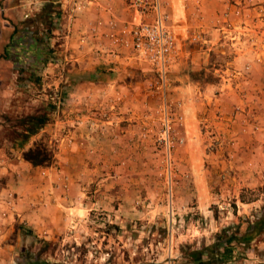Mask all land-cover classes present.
<instances>
[{
    "label": "rangeland",
    "instance_id": "rangeland-1",
    "mask_svg": "<svg viewBox=\"0 0 264 264\" xmlns=\"http://www.w3.org/2000/svg\"><path fill=\"white\" fill-rule=\"evenodd\" d=\"M51 1L0 0V167L6 161L15 168L39 141L54 154L24 190L10 192L0 264H178L184 245L211 244L264 207V0H191V23L171 19L179 55L191 56L181 71L172 65L173 75L196 85L184 92L171 85V73L161 89L158 75L106 32L96 44L79 43L76 12L63 0L53 8L62 14L44 51L38 56L22 44L5 58L16 28V40L27 46L46 33L44 26L36 34L40 23L30 20ZM82 83L114 87L76 91ZM191 97L199 108L194 120L187 115ZM249 104L257 107L250 160L238 157L234 125ZM42 114L48 125L22 144L23 120ZM48 182L57 211H41ZM244 190L259 201L242 203ZM242 253L237 249L240 259L229 264H264V241Z\"/></svg>",
    "mask_w": 264,
    "mask_h": 264
},
{
    "label": "crops",
    "instance_id": "crops-1",
    "mask_svg": "<svg viewBox=\"0 0 264 264\" xmlns=\"http://www.w3.org/2000/svg\"><path fill=\"white\" fill-rule=\"evenodd\" d=\"M208 1V0H207ZM218 2L219 0H210V2ZM63 7L65 8H70L76 12L74 28L76 30V33L78 34V39L79 43L84 41V42H92L93 44H96L101 37L103 36V32L109 33L111 32V21L116 22V27L118 29H124L126 26L129 25L131 21L134 19V12L131 11L130 6L128 1L126 0H63ZM163 9L167 11L168 13L171 14V17L175 21H179L181 23H191L193 21V16H192V5L191 0H161ZM215 4V3H214ZM173 25V23H172ZM80 29H83L82 31L85 30L87 33L86 36H84V33L80 31ZM105 39V38H104ZM97 49V48H96ZM193 56V61L196 60V57ZM190 54L183 56L182 53L179 55L177 60L175 61V73L177 71H181L178 69V66H181V63L184 58H190ZM92 60V59H91ZM177 63V64H176ZM171 74H172V68H171ZM94 75H98V72L94 73ZM182 76V73L179 75H171V82H172V77H173V83L171 84L174 86L176 89L180 91H185L186 88L189 89H194L196 87L195 83L192 82L191 80H186ZM175 78V79H174ZM181 81L178 83L177 81ZM111 89L114 87L113 83L105 84V85H100V84H78L75 89L76 91H83L86 89H92L94 88L95 90H100L102 88ZM191 104H189V108L187 111V115L194 120L195 117L199 116L198 115V105L197 101L195 100L194 97H191ZM83 102V101H82ZM194 103V104H193ZM250 109L248 112L244 108V106H240V112L237 113V118L235 120V126L237 128L236 131V136H237V141H236V152L238 154V157L242 156L241 158L245 159L247 156L250 160L251 156L255 152L256 148V142L254 136L255 133L253 132L257 126V111L254 110L257 109L256 105L254 104H249ZM188 107V104H187ZM234 120V118H233ZM236 154V155H237ZM20 163L16 165L15 168L8 166V163L4 162L3 167H0V175L1 178H6L7 183L3 184L0 183V241L3 238V235L6 233L7 226L3 228L1 224H9V221L11 219V214L13 212H8L7 214V208L5 206V203L3 202L4 199L7 197L8 193L11 191H16L19 192L21 189L24 190V185L25 181L29 180V178L36 179L39 174H41V169L40 167H34L32 164L26 162L20 157ZM3 163V161H2ZM11 170H17V176L19 175L20 182H17L12 178L13 174L11 173ZM44 171V169H43ZM28 172V174H26ZM32 175V176H31ZM56 175V174H55ZM31 176V177H30ZM52 181V179H51ZM31 183V181H30ZM74 182H72L73 185ZM29 184V183H27ZM80 184H75L73 187L77 188L79 187ZM26 187V186H25ZM32 187L34 188L35 186H30L29 188ZM72 187V186H71ZM42 190L44 191V197L42 199V207L41 211L45 210V206L47 205V208L51 209L53 208L54 211H57V204L60 203L59 199L57 198V193L53 189V186L51 182H48L45 186L42 187ZM53 192V193H52ZM41 193V192H40ZM27 199V197H24V199ZM25 199V201H26ZM23 199L19 197V207L18 210L20 211L21 204ZM45 202V205L44 203ZM54 204V205H53ZM53 205V207H52ZM30 207V206H29ZM18 213V212H17ZM21 213L18 215L20 216ZM6 215L8 216L7 219L3 218V216ZM24 218H26L28 215L22 214ZM49 216V215H48ZM5 217V216H4ZM10 218V219H9ZM3 220V222H1Z\"/></svg>",
    "mask_w": 264,
    "mask_h": 264
},
{
    "label": "trees",
    "instance_id": "trees-1",
    "mask_svg": "<svg viewBox=\"0 0 264 264\" xmlns=\"http://www.w3.org/2000/svg\"><path fill=\"white\" fill-rule=\"evenodd\" d=\"M61 0H53L46 5L45 9L35 19H31L30 23L39 22L36 24V34L41 33L42 27L46 26V33L39 39L32 38L33 42L27 46V42L23 43L16 40L19 34L18 29L14 30L11 37V43L6 47L5 58L10 59L12 56V49H18L22 44L28 51H34L39 56L44 51V37L51 35L55 28V19L60 18L62 11L53 9L56 5H60ZM40 20H42L40 22ZM26 38V37H25ZM24 38V40H25ZM23 40V38H21ZM49 123V116L30 115L23 120L24 133L21 136L22 144H25L32 137L41 133V131ZM23 158L26 162L32 164L34 167L49 166L54 161V154L49 146L43 141H39L34 147L23 152ZM240 200L244 204H251L259 201V197L248 198L246 190L241 194ZM234 208L237 210V204ZM237 215V211L235 213ZM240 223L223 228L216 234L214 242L211 244H203L201 247H195L191 244L184 245L181 248L182 260L178 264H229L236 259V250L242 249L241 257H245L248 249L252 248L254 242L264 241V207L248 217H240ZM244 224L246 228L243 229Z\"/></svg>",
    "mask_w": 264,
    "mask_h": 264
},
{
    "label": "built area",
    "instance_id": "built-area-1",
    "mask_svg": "<svg viewBox=\"0 0 264 264\" xmlns=\"http://www.w3.org/2000/svg\"><path fill=\"white\" fill-rule=\"evenodd\" d=\"M130 6L134 12L133 21L122 30L116 27L115 21H111V32L107 35L114 46L128 49L131 59L157 74L159 87L166 89L180 50L171 14L163 9L161 0H130ZM194 40H198V36ZM14 198L12 193H8L3 201L9 208L8 212L13 211Z\"/></svg>",
    "mask_w": 264,
    "mask_h": 264
}]
</instances>
